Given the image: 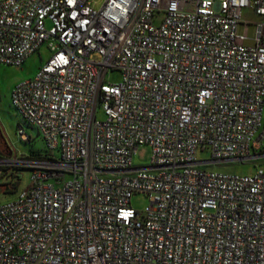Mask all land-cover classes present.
<instances>
[{"label":"built area","instance_id":"obj_1","mask_svg":"<svg viewBox=\"0 0 264 264\" xmlns=\"http://www.w3.org/2000/svg\"><path fill=\"white\" fill-rule=\"evenodd\" d=\"M44 45L11 99L50 159L0 204V264H264V171L211 168L264 156V0H0V63Z\"/></svg>","mask_w":264,"mask_h":264},{"label":"rangeland","instance_id":"obj_2","mask_svg":"<svg viewBox=\"0 0 264 264\" xmlns=\"http://www.w3.org/2000/svg\"><path fill=\"white\" fill-rule=\"evenodd\" d=\"M243 18L246 20H257L256 17L248 15L247 11L244 12ZM245 30V24L240 23L238 32L243 34ZM255 33L256 25L250 23L248 27L249 37H254ZM247 43L252 44L253 42L249 40ZM50 55L51 52L47 45H44L39 52L30 55L21 66L0 63V128L13 150L12 153L9 151L0 134V204L11 200L18 191L30 183L32 167L26 165L23 160L44 159L47 149L42 136L13 105L11 95L16 84L35 76ZM121 79L122 73L119 70L110 71L106 75V81L110 83H119ZM98 117L103 119L105 115L100 111ZM21 129L24 134L20 133ZM54 154L57 156L59 152L55 151ZM28 156L34 159H28L30 158ZM207 157L208 154L206 152L198 154L199 159H206ZM151 158L152 148L148 145H142L134 156V165H148ZM211 168L239 175H251L259 169L264 171V156L254 160H231L225 163L213 164ZM17 173L20 174V178L16 177ZM6 185L9 187L13 186L15 191L12 193L4 191ZM147 203L148 198L143 194L134 195L130 202L137 210H143Z\"/></svg>","mask_w":264,"mask_h":264},{"label":"trees","instance_id":"obj_3","mask_svg":"<svg viewBox=\"0 0 264 264\" xmlns=\"http://www.w3.org/2000/svg\"><path fill=\"white\" fill-rule=\"evenodd\" d=\"M0 134H1V137H2V139H3V141H4V143L7 145L9 151L12 153L13 150H12V148L10 147V145L8 144V142H7V140H6L5 136H4V134H3L2 130H1V128H0ZM41 155H42V154H41ZM47 156H48V154H47V150H46V153L44 154V158H49V159H50V157H49V156L47 157ZM28 157H30V156H28ZM28 159H34V158L30 157V158H28ZM51 159H52V158H51ZM38 160H39V159H38ZM16 177H17V178H20V174L17 173ZM11 184H12V183H11ZM4 191L9 192V193H12V192H14L15 190H14L13 186L9 187L8 185H6V187L4 188Z\"/></svg>","mask_w":264,"mask_h":264}]
</instances>
